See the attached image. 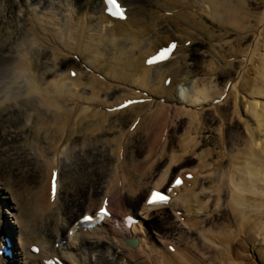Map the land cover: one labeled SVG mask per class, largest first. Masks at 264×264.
Segmentation results:
<instances>
[{
    "label": "bare ground",
    "instance_id": "1",
    "mask_svg": "<svg viewBox=\"0 0 264 264\" xmlns=\"http://www.w3.org/2000/svg\"><path fill=\"white\" fill-rule=\"evenodd\" d=\"M124 5L128 17L119 21L105 13L104 0H0V250L7 238L15 254L9 259L1 250L0 264H44L53 257L93 264L89 256L108 253L106 244L122 247L125 264H248L243 256L238 261L233 249L244 245L246 251L254 239L249 233L248 242L237 240L238 226L229 214L223 217L226 202L239 222L238 233L243 222L253 234L261 233L252 255L255 264H264V102L259 100L264 99V0H124ZM215 25L228 29L223 33L228 37L231 31L238 35L231 56L246 57L240 63L247 67L221 90L212 88L214 79H195L182 88V99L173 98L185 68L181 53L202 33L212 37ZM172 42L177 48L170 60L147 64ZM237 90L242 100L237 101ZM137 99L142 102L119 110ZM225 105L232 109L228 114ZM207 110L219 115L220 151L215 156L209 148L196 157ZM120 115L133 130L126 133ZM236 123L245 133L232 130ZM9 127L19 132L12 134ZM43 134L46 151L38 147ZM27 136L44 155L35 172L38 160L26 158L18 145ZM13 150L17 153L9 157ZM70 157L74 164L67 167L64 159ZM177 176L184 183L171 189L167 205L145 204L144 192L170 188ZM63 192L64 215L58 217ZM106 197L110 219L90 230L88 221L78 224ZM76 204L86 209L79 216ZM130 213L140 223L119 228L121 216ZM130 238L137 239L134 247L125 242ZM35 245L39 254L31 251ZM112 256L119 258L115 251ZM96 264L116 263L99 256Z\"/></svg>",
    "mask_w": 264,
    "mask_h": 264
},
{
    "label": "rangeland",
    "instance_id": "2",
    "mask_svg": "<svg viewBox=\"0 0 264 264\" xmlns=\"http://www.w3.org/2000/svg\"><path fill=\"white\" fill-rule=\"evenodd\" d=\"M255 1L256 0H252V2H254V3H255ZM167 26H168L169 29L175 30V32L177 31L176 28L173 25L169 24ZM212 28H210L212 35L214 34L212 37H209L206 34L202 33L198 37V39L193 41L190 46L185 47V49L183 50L184 52L181 53L180 60L183 62L182 67L185 65V68H181V71H182V72L180 71V74H181L180 75V79L181 80L179 81L180 83L178 82V84L175 87L176 90L174 91L173 98L182 99V97H183L182 88L186 87L187 85L189 86L191 81L195 80V79H205L206 81H209L210 79L211 80L214 79V82H212L213 83V87L212 88L214 90L215 89L216 90L217 89L221 90L224 87H228L232 81H235V82L238 81L240 79L239 78L240 77V73L245 69V67H247V66H245V65L240 63V61H246V59H247L246 57L243 58L242 56H231V55L234 54V50H233L231 44L234 45L235 39L238 37V35L234 31H231L230 32V36L228 37L226 34H223V33H226L228 31V29H225L223 27H219V25H215V27L213 29ZM216 41L218 42V44H215V43H217ZM251 41H248L246 43L244 42V44H243L244 47H246L248 45L250 46L251 43H252ZM224 42H226V43L223 44ZM128 47H130V45ZM230 62H235V65L232 66V67H229V63ZM182 69H184V70H182ZM185 81H187V82L184 83ZM116 92L119 93V88H116ZM236 96H237V101L240 100V99L241 100L243 99L241 97V96H243V93L240 90H237ZM259 100H261V102H264V99L263 100L259 99ZM246 103L248 104V102H246ZM245 106H246V104H245ZM231 110L232 109L230 107H227L226 105L222 107V111L224 113L227 111L226 113L228 114V112L231 111ZM217 116H219V115H216V112H214L213 110H207L205 112V114H204L205 124H204V127L201 130V134L199 135V139H200L199 141H202L203 146H202L201 149H199V151L196 152V154H197L196 157H198V155H200V153L201 154L204 153L205 149H209V148L214 149L215 150V152H214L215 156H217L216 151H218V150L220 151V149H218L220 147V144H219V140H220L219 137L220 136H219L218 127H220L221 122H220V119ZM232 119H234V118L233 117L231 118V116L229 115L227 123L230 124L231 123L230 121H232ZM120 123L123 125V129H125L126 133L130 131L129 124H128L126 118L123 115L119 116V124ZM16 126L18 128L20 127V125H16ZM17 127H15V128H10L9 127L10 132L12 134H16L17 132H19V129ZM243 128H245V127H242V126L240 127V124L237 125V123H236V126H233L232 130H235V131L239 130V131H241V132L243 131V133H245ZM143 133H144V131H143ZM141 134H142V132H141ZM246 134H247V131H246ZM224 136L226 138V135H224ZM44 137H45L44 134L41 135V138H40L41 139V144H39V146H38L40 148H43V150H45L46 147H47V143H46L47 141L45 140ZM10 139H11V137L8 136L7 140L9 142H10ZM18 140L20 141L19 137H18ZM132 140L134 142L135 141L139 142V137H137L136 140H134V138ZM27 143H28V146H27ZM133 143H131V144H133ZM18 145H20V147L23 148V150L25 151L26 158H32L34 163H35V160L36 161L38 160L35 164H33V168H32L33 172L38 171V169H36V167H38L36 164L37 163L39 164V162H40V164H42L41 161H42L44 155L43 156L39 155V149L35 148V145H33V143H32V139L29 136L22 137L21 142ZM16 148L17 147H15V149ZM4 150H7V147H4ZM222 150L225 151L226 150V146H224L222 148ZM13 152L15 153L16 150L10 151L7 155L9 157H11V154ZM23 152H22V154H23ZM75 152L77 153V150H75ZM104 153H107V155L112 157V155H111L112 151H107V149H106V151ZM7 155L5 157H7ZM18 155H19V153L17 154V156ZM23 156H24V154H23ZM64 160H65V165L67 164V167L68 166H71V167L73 166L72 164H74V163L73 162L71 163L72 157H70L69 159L65 158ZM215 160H216V158H215ZM196 163L197 162L195 161V165H196ZM42 165H44V163ZM45 172H47V169L45 170ZM39 173H40L39 174V178H40L41 171ZM29 174H31V173H29ZM37 174H38V172H37ZM33 181H34V177H33ZM98 189L101 190L102 187H99ZM146 193H147V191L144 192L143 197L146 195ZM229 193H230V190L228 191V195H227L230 198ZM64 194L65 193L63 192V193H61V196H60L61 204H59L60 208H58L59 211L57 210V213H56L58 217H60V216L62 217V214L64 215V212L62 211L63 208H64L65 201H66ZM229 198H227V199L229 200ZM261 198H263V197H261ZM253 199H254V197L252 198V200ZM255 199H256V201L259 200L258 198H255ZM226 204H227V202H226ZM226 204H225V207H224L226 210L224 211L225 213H223V217L224 216L226 217V213L229 214L231 216L230 219L234 220L231 224L233 226L234 225L238 226V227L234 226L235 235L237 236L236 237L237 240L241 241L242 238H244V240L246 242H248L247 239H249L252 236L253 239H254L252 241H253V243L255 242L254 243L255 246L253 244L251 245V243L248 242L249 243L248 244V248L249 249L247 248L248 250H246V251H243V249L246 247L244 245H242V248L237 247L239 249H236V248L233 249V256H235L236 258L240 257V258L237 259L238 261L241 260L242 256H243V262H246L248 264H255L256 260H255V258H253L252 254H255L256 249L260 248L259 245H261L260 243H261V240H262L261 239L262 235H260L261 233H259L258 235L257 234L255 235L252 232H250L249 228H248L249 226L247 225L246 222L242 223L243 224V233H238V231H239L238 223L239 222L235 221V214L232 213L231 208L229 207V205H226ZM77 206L78 205L76 204L73 208L74 209H79L77 211V213L75 214L76 216H79L86 209L83 210L82 209L83 208L82 205H81V207H78V208H77ZM134 214H136V213H134ZM76 216L74 217V219L76 218ZM72 220L70 221V223L72 222ZM152 231L154 233H158L157 230L152 229ZM64 232H65V230L62 233H64ZM245 233H247V235H245ZM249 233L251 234V236H249ZM52 237L54 238L55 236L53 235ZM105 246H107V247L109 246L108 247V249H109L108 253L104 252V253L99 254L97 252H94L93 254H91V256H89L92 259L91 262L93 264H96V261H97V259H99V256H103L104 259H107V260H109L111 262H115L116 264H123V263L125 264L126 263L127 258H125L124 260L123 259L120 260V256L123 255V253H124V250H123V252L119 253V251L122 249V247H116L115 245L110 246V245H107V244ZM253 246H254V248H253ZM114 251H115V253L117 255H119V258L116 259L115 257L112 256V252H114ZM239 255H241V256H239Z\"/></svg>",
    "mask_w": 264,
    "mask_h": 264
},
{
    "label": "snow or ice",
    "instance_id": "3",
    "mask_svg": "<svg viewBox=\"0 0 264 264\" xmlns=\"http://www.w3.org/2000/svg\"><path fill=\"white\" fill-rule=\"evenodd\" d=\"M108 2L110 4H113L115 11H114V15L120 16L121 18H124V10L122 8L119 7V5L116 4V0H108ZM176 45L173 44L171 47H166L161 53H160V59H166L167 55L173 51V49H175ZM149 63H152V61H149ZM74 75V74H73ZM134 103L133 101H127L124 105H122V107H127L129 104ZM53 176L55 177V173L53 174ZM189 178H191L189 176ZM182 183V180L180 177H176L175 178V185L179 186ZM55 191H56V184H55V179H53V183H52V192H53V197L55 196ZM169 200V197L160 193V192H153L151 198L149 199V204L152 203H167ZM107 202H105L106 204ZM100 213L101 215H108V212L106 210V208H101L100 209ZM86 219H91V217H86Z\"/></svg>",
    "mask_w": 264,
    "mask_h": 264
},
{
    "label": "water",
    "instance_id": "4",
    "mask_svg": "<svg viewBox=\"0 0 264 264\" xmlns=\"http://www.w3.org/2000/svg\"><path fill=\"white\" fill-rule=\"evenodd\" d=\"M126 243L131 246L134 247L137 243V240H131V239H126Z\"/></svg>",
    "mask_w": 264,
    "mask_h": 264
}]
</instances>
